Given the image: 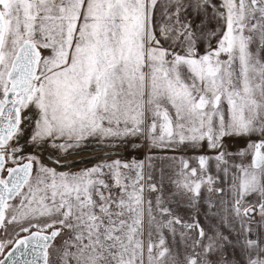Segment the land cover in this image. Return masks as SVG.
Instances as JSON below:
<instances>
[{"label": "snow or ice", "instance_id": "obj_1", "mask_svg": "<svg viewBox=\"0 0 264 264\" xmlns=\"http://www.w3.org/2000/svg\"><path fill=\"white\" fill-rule=\"evenodd\" d=\"M0 264H264V0H0Z\"/></svg>", "mask_w": 264, "mask_h": 264}, {"label": "rangeland", "instance_id": "obj_2", "mask_svg": "<svg viewBox=\"0 0 264 264\" xmlns=\"http://www.w3.org/2000/svg\"><path fill=\"white\" fill-rule=\"evenodd\" d=\"M30 150V149H29ZM156 151V150H154ZM143 152H141V150H139L138 152H133V155L131 153V151H128L125 153V155L123 157H121V159H131L133 156H135L137 159H142L143 158V155H142ZM157 153V152H156ZM47 154V153H46ZM85 154V155H84ZM89 153H83V154H80L79 156H74V157H70L69 159L71 160H75V161H79L81 159V157H88L90 155H88ZM91 154V153H90ZM169 155H173V153H168ZM96 156H99V155H96ZM115 157H108V159H113ZM46 164L47 163H50L48 160H45L44 161ZM96 163V160H90L88 161L87 163H76L75 164V167L76 168H81V167H85V166H91L92 164ZM158 163V162H157ZM60 170H64V169H60Z\"/></svg>", "mask_w": 264, "mask_h": 264}, {"label": "crops", "instance_id": "obj_3", "mask_svg": "<svg viewBox=\"0 0 264 264\" xmlns=\"http://www.w3.org/2000/svg\"><path fill=\"white\" fill-rule=\"evenodd\" d=\"M203 50V49H202ZM137 142H139V141H137ZM241 144L243 143V142H240ZM139 150H137V151H131V153H132V155H133V152H138ZM141 152H143L142 153V155H143V157H144V155H145V152L144 151H142L141 150ZM83 153H89L88 155H100V150L99 149H95V150H93L91 147H90V149L88 150V151H84V152H81L80 154H83ZM91 153V154H90ZM79 154V155H80ZM156 154H163V153H159V152H157ZM181 153H175V155H180ZM79 155H77V156H79ZM85 155V154H84ZM188 155H191V153H188ZM76 156V157H77ZM109 157H112V156H109ZM79 163V162H78ZM85 167H89V166H85Z\"/></svg>", "mask_w": 264, "mask_h": 264}]
</instances>
